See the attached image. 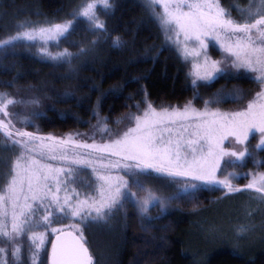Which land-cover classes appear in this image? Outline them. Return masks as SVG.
<instances>
[{"label":"snow or ice","instance_id":"obj_1","mask_svg":"<svg viewBox=\"0 0 264 264\" xmlns=\"http://www.w3.org/2000/svg\"><path fill=\"white\" fill-rule=\"evenodd\" d=\"M98 6L105 10L111 7L108 0H82L68 13L71 19L18 20V30L0 39V54L9 55L8 50L19 43H39L42 46L37 51L42 57L71 65L86 55L99 37L81 43L75 51L67 47L51 51L48 45L66 40L81 19L87 22L89 31L106 32L105 22L97 15ZM145 7L163 33L161 48L175 45L185 60L191 58L187 77L192 99L182 106L156 107L148 99L147 90L142 89L141 99L128 106L136 111L129 110L117 119L118 124L127 121V125L123 130H112L105 122L109 117H102L97 110L98 98L92 128L109 136L99 143L95 132L89 143L88 139L74 138L87 137L88 133H68L65 138L45 136L15 128L11 120H0V133L10 142L6 146L19 149L0 190V242L4 245L0 246V264H37L49 231L55 235L49 264H93L84 227L108 224L126 204L132 206L144 229L166 214L173 202L194 200L200 191L212 186H223L228 193L253 191V199L264 204V172L251 173L248 183L239 186L233 179L248 173L233 169L222 178L218 175L224 172V165L243 163L246 157L253 158L254 164L264 163L255 159V150L264 147V0H248L244 6L230 2L227 7L222 0H147ZM158 7L162 11H156ZM110 39L114 47L124 43L119 36ZM211 42L219 45V59L208 53ZM241 69L254 74L250 78L259 87L254 94L236 85H221L206 97L200 92L201 87H210L218 78H238L244 74ZM0 83L16 87L14 81ZM123 86L112 85L103 94L116 93ZM73 95L65 89L60 99ZM45 99L52 97L47 92L43 96L33 92L31 99L25 100L0 92V115L7 117L9 106L23 104L31 106V116L39 117ZM229 100H246V104L235 111L212 107ZM194 101H202L203 107H196ZM21 119L35 123L30 117ZM253 130L260 139L250 151L246 141ZM230 138L233 146L225 147ZM88 170L92 181L82 180V184L91 191L81 193L75 187L69 191V182L77 180V171ZM152 208L158 215H152ZM41 209L43 214L38 215ZM123 216L126 221V210ZM57 219H78L80 223L53 227ZM69 228L72 231L66 230ZM25 234L31 245L27 257L22 245Z\"/></svg>","mask_w":264,"mask_h":264},{"label":"trees","instance_id":"obj_2","mask_svg":"<svg viewBox=\"0 0 264 264\" xmlns=\"http://www.w3.org/2000/svg\"><path fill=\"white\" fill-rule=\"evenodd\" d=\"M81 2L0 0V30L11 28L16 21L25 18L61 21ZM230 2H240L244 6L248 0H222L226 7ZM110 5L103 13L107 29L103 46L96 54L97 58L89 61L77 77L71 75L56 79L51 76L57 71L55 65L25 48L2 59L0 82L14 81L15 85H29L47 80L56 86L73 88V98L59 99L57 108L49 109L45 115L37 118L42 131L68 132L87 128L94 119L93 109L97 106L98 98L101 113L109 117V122L113 124L129 109V105L141 99L142 89L147 90L148 99L155 106L182 104L192 99L193 89L181 57L171 47L161 48L163 36L160 27L142 0H111ZM90 36L85 25L79 22L71 35L63 40L62 46L75 51L81 43L87 44ZM116 36L124 42L121 47L111 44L110 38ZM58 67L59 72H63L62 67ZM118 83L124 85L118 92L103 94ZM221 85L229 88L236 85L250 93L257 87L252 79L246 77L227 80L221 77L211 82L210 87H201L200 92L206 97ZM0 88L7 90L12 87L0 83ZM130 94L132 99L128 98ZM242 193L243 190L225 193L216 186L208 187L200 191L194 200L180 201L178 204L173 202L167 213L153 220L147 229L140 226L134 209L126 204L108 224L85 227L93 264H264V232L253 243L213 240L200 245L194 240L193 231L200 230L199 225L206 218L205 215L213 211L221 199ZM124 210L128 212L126 221ZM151 213L156 216L158 210L152 208ZM263 220L261 216L257 222ZM47 252L40 264H49Z\"/></svg>","mask_w":264,"mask_h":264},{"label":"rangeland","instance_id":"obj_3","mask_svg":"<svg viewBox=\"0 0 264 264\" xmlns=\"http://www.w3.org/2000/svg\"><path fill=\"white\" fill-rule=\"evenodd\" d=\"M110 1L111 0H108L109 4H110ZM142 2L144 4H146L147 0H142ZM235 3L240 5V2H235ZM108 9L105 10L102 6L97 7V15L99 16V18L101 20L104 21L103 13H105ZM156 11L159 12V11H162V9H160L158 7L156 9ZM236 15H237L236 11H233V16H236ZM1 18H2V13L0 12V19ZM64 19H71V16L68 15ZM58 22H60V21H58ZM80 22H82L85 25L86 30L91 35L89 37L90 38L89 40H92V38H93L92 34L98 33L95 37H99V41L94 46H91V50L86 55L78 58L77 60H73L71 65H69V64H56L55 62L48 60V61L52 62V64H54L56 67L55 70H57V71L51 74V76H54L56 79L60 78L62 76L70 77L71 75L77 77L78 72L80 73L81 69L89 61H92V60L97 58L96 54L99 52V50L103 46L102 40H104L103 36H105V32L100 33L98 31L97 32L89 31L88 30L89 25L87 24V22L83 19H81ZM1 23L2 22L0 20V26H2ZM17 30L18 29H16L15 25L11 28H5L3 30H0V39L4 38L5 36H7L9 34H13ZM161 33H162V31H161ZM162 36H163V33H162ZM163 39H164V36H163ZM63 40L64 39H61L59 41L58 45L55 42L50 43L48 45L49 49L51 51H57L59 49L65 48L62 46ZM76 44H77V42H76ZM41 46L42 45L39 43H35V44H33V43H19L15 46L14 49H9L8 52H9V54H11L12 52L18 53L20 49L25 48V49H28L30 52H32L37 57L47 60L46 58L42 57L37 51V49ZM168 47H171L177 51V53L179 54V56L181 57V60L183 61L184 65H185L186 72L188 73L190 68H191V63H192L191 58L185 60L180 55V53L178 52L175 45H171ZM208 53L210 56H212L213 59H219L221 57L219 45L215 44V42L210 43ZM3 58H4V56L2 54H0V64H1ZM58 66L62 67L61 69H63V72H59L61 70L59 69ZM240 72L244 73V74L239 76V77H246L247 79L248 78L251 79L250 77L254 75L253 73L247 72L244 69H241ZM189 79H190V77H189ZM29 85H34L36 87H35V89H30L27 87L28 85H15L16 87H19L18 93L16 92V87H12V88L7 89V90L0 88V92L13 93L15 95L16 99L23 98L25 100L31 99V94L33 92H35L39 96H43V93L47 92L48 96L52 97V99L51 100H47V99L43 100V115H45L49 109H55V108H57V106H59L58 100L60 99V94L63 93L65 91V89H70L75 96L73 88H71V87L64 88L63 86H56L54 84H51L47 80L41 81L37 84H29ZM258 90H259V87L257 85L255 91H258ZM255 91L251 92L250 94H254ZM247 98H250V95L248 97H246V99ZM226 102H228V103L226 104ZM184 103H182V104L166 103V104L158 105L156 107L169 106V105L182 106ZM53 104H54V108L52 107ZM194 104L198 108L203 107V104L199 103L198 101H194ZM245 104H246V100L245 101L229 100V101H225V103H221L219 105H212V107H218L224 111H235V110H239L241 107L245 106ZM30 107H31L30 105L26 106L23 104H16V105L9 106L8 112L10 113V115L7 117L0 115V120H4L6 123L8 120H11L13 125H15V128H21V129H24L27 131L38 132L40 135H45V136L48 134H52V135L57 136V137L65 138L68 133H76V132L88 133L87 137H74V138L75 139H88V142L91 143L92 142L91 138H92L93 132H95V139L98 143L101 142L102 140L109 139V136L107 134H104L102 136L99 131H96L95 129L92 128V125H94L96 123V116L94 114H93L94 119L91 122H89L88 127L85 129H75V130H71L68 132H44L39 128V126L37 124V118H39L43 115H41L39 117L31 116V112L28 110ZM96 107L97 106H95L94 108H96ZM141 107H143V105ZM97 110L99 111V113L102 117H107L106 115H103L101 113L99 107ZM129 110H131L133 112L136 111L135 107L128 109L126 112H128ZM22 117H30L31 120L35 121V123L24 122L21 119ZM105 122L109 125L110 129H112V130H116V129L123 130L125 125H127V121H123L119 124L117 123V121L114 124L109 122V120H106ZM14 130L15 129H13V131ZM259 139H260L259 133L256 132L255 130H253V132L250 133V135H249L248 141H246L250 151H252L254 145H257L259 143ZM9 144H10V142L8 141L7 137H5L2 133H0V190H2L3 185L6 183V175L5 174L7 173L13 158L15 157V155L18 154V151H19L18 148L6 146ZM232 146L233 145L231 143V138H230L229 141L225 142V147H232ZM255 159L257 161L264 160V147L255 150ZM45 162H51V161L46 160ZM233 169L235 171L241 173V174L248 173V175H241L240 178L233 179V181H232L233 184L236 186H239V185H243V184L248 183V181L252 178L251 173H253V172H256V173L264 172V163L254 164L253 158L246 157V161L243 163H238L237 165H233V164L224 165V172H219L218 175H220L222 178L223 175H225L227 171H231ZM76 175H77V180L69 182V185H68L69 191L71 190L72 187H75L77 189V191H79L81 193H84L85 191H91V189L84 188L83 184H82V180L83 181H90V182L92 181L90 170H88V171H77ZM212 187H215V186H212ZM216 187L223 189V191L225 193L227 192V190L223 186L217 185ZM63 194L64 193L62 191L60 193V195L63 196ZM253 196H255V193L253 191H244V193H242V194H239L236 196L235 195L228 196L227 198L221 199L217 203V205L214 207V210L209 211L205 215L206 218L202 221V224L199 225V226H201L200 230H196L197 232L193 231V236L196 238V239H194L195 242H197L200 245H202L204 243L212 242L213 240L214 241L221 240V242H224V243H239V242H244V243H249V242L251 243L252 242L253 243V242H255L259 238L260 234L261 233L263 234V232H264V220L259 222V223L257 222L258 218H261V216L264 217V204H261L258 200L253 199ZM42 214H43V211L41 209L40 212L38 213V215H42ZM72 223H80V221L78 219L77 220L57 219L56 223H54L52 226L55 227V226H57V224L68 225V224H72ZM82 227H84V226L82 225ZM84 229H85V227H84ZM31 230L32 231H43V228H33ZM69 230H72V229L69 228ZM85 235H86V232L84 231V236ZM196 235L198 237H196ZM53 236H54V234H52L50 231L46 234L44 247L40 250L39 257L37 260V264L41 263L42 256L47 251H48L47 255H49L50 246H51ZM22 245H23V250H24V256L27 257L28 251L30 250L31 245H30V242H29L26 234L23 237ZM0 246H4L3 242H0ZM9 259H11L10 253H9Z\"/></svg>","mask_w":264,"mask_h":264},{"label":"water","instance_id":"obj_4","mask_svg":"<svg viewBox=\"0 0 264 264\" xmlns=\"http://www.w3.org/2000/svg\"><path fill=\"white\" fill-rule=\"evenodd\" d=\"M67 231H72V230H69V229H66ZM55 239V235L53 236V239L52 241ZM52 243V242H51ZM50 251H51V246H50ZM50 251H49V254H50ZM90 251V250H89ZM91 253V252H90ZM92 255V254H91ZM93 257V256H92ZM48 262H49V255H48Z\"/></svg>","mask_w":264,"mask_h":264}]
</instances>
